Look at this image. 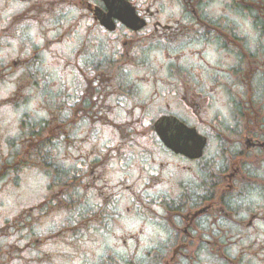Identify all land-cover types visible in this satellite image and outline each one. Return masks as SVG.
<instances>
[{
    "label": "flooded vegetation",
    "instance_id": "obj_1",
    "mask_svg": "<svg viewBox=\"0 0 264 264\" xmlns=\"http://www.w3.org/2000/svg\"><path fill=\"white\" fill-rule=\"evenodd\" d=\"M44 56L73 95L50 92ZM261 103L264 0H0V187L48 178L0 214V264H261L264 210L236 219L222 191L264 155ZM63 142L65 176L49 150Z\"/></svg>",
    "mask_w": 264,
    "mask_h": 264
},
{
    "label": "rangeland",
    "instance_id": "obj_2",
    "mask_svg": "<svg viewBox=\"0 0 264 264\" xmlns=\"http://www.w3.org/2000/svg\"><path fill=\"white\" fill-rule=\"evenodd\" d=\"M56 64L57 62L54 61L52 58L51 60H47V58L44 56V69L46 73L49 75L50 79L52 80V83L49 86L50 92H52V90L59 92L60 89H62L69 96L73 95L76 92V88H77V85H74L75 76L68 69H64L65 72L57 70L56 73H53L51 75L52 71L50 67L58 68ZM141 83H145V82H141ZM11 131H13V134H14L17 131V128L9 130V133H11ZM3 140H0V144L3 143ZM65 145L69 147V144H65L63 142L61 145L58 144L57 146H52L51 148H49L51 154L53 155V158L56 159L55 164L61 169L60 174L62 176H65L67 174V168H68V163H67L68 161L66 160V153H67L68 147L66 148ZM68 155L70 156V154ZM138 173L139 171H136V172H133L132 174L138 175ZM19 177L20 179L18 180L16 185L15 183H12L10 185L5 184L4 186L1 185L0 187V214L2 213L5 206H8L9 210L7 212H9V211H15L16 207L23 205L24 203L33 202L38 190L41 189L42 191L43 186L45 185L46 181H48V178L46 177V174L44 172H42L41 170L38 171V169L32 168V167H29L28 169L24 171H20ZM7 181H5L4 183H6ZM81 196H82V189H79L76 193V197L74 200H78L79 202L83 203L80 200ZM121 202L124 204L128 203L126 199H122ZM87 203L91 207H93V204L95 203L94 198L89 199ZM75 206H79V203H76ZM86 206L88 205L86 204ZM64 208L66 209L59 210L58 213L54 216L57 218V221L61 219L62 217L67 216V214L65 215L64 213L66 210L69 209V207L64 205ZM136 226H137V222L131 225H125L123 222H120L119 228H120L121 235L124 237L129 236L130 230H132L131 232L133 233L134 232L133 229ZM141 240H142L141 241L142 245L144 247L145 240L143 236H141ZM100 244L103 248L97 252V256L100 255L103 257L104 255L106 256V255L112 254L111 252H114L115 239L112 236L110 238L105 237L104 241L102 240ZM117 250L118 252L120 251L121 256H124V254L127 253V251L121 247V241H120V246L118 247ZM140 251L144 253L143 250H140Z\"/></svg>",
    "mask_w": 264,
    "mask_h": 264
},
{
    "label": "clouds",
    "instance_id": "obj_3",
    "mask_svg": "<svg viewBox=\"0 0 264 264\" xmlns=\"http://www.w3.org/2000/svg\"><path fill=\"white\" fill-rule=\"evenodd\" d=\"M260 116L258 118V124L264 127V103L257 105ZM55 111V109H52ZM26 111L33 112V118L36 116L46 117L45 111L36 112L34 107H22L19 109L17 115ZM238 128V132L242 128V122L237 120L234 125ZM176 135H186L183 129H176ZM234 149L239 148L240 141L239 136L235 135L231 137ZM232 158V152L228 153L226 160H216L214 166L209 171H216L222 165L227 164ZM241 163L246 164L241 175L238 177V182L235 189L227 188L222 189L226 203L230 206L231 210L235 213L236 219H240L247 214L249 210L261 209L264 210V155L259 157L253 155L245 158ZM188 180L193 183H200L203 179L200 171L194 172L191 177H187ZM8 206H5L3 211L7 212ZM65 264H70V261H66ZM199 264V262H197ZM264 264V260L261 261Z\"/></svg>",
    "mask_w": 264,
    "mask_h": 264
}]
</instances>
